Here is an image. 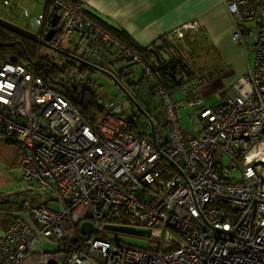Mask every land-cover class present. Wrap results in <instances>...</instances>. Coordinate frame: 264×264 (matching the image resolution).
Listing matches in <instances>:
<instances>
[{
	"label": "built area",
	"instance_id": "obj_1",
	"mask_svg": "<svg viewBox=\"0 0 264 264\" xmlns=\"http://www.w3.org/2000/svg\"><path fill=\"white\" fill-rule=\"evenodd\" d=\"M220 1L233 43L254 60L214 106L201 94L208 82L203 70L172 47L145 60L76 0H52L59 15L53 45L62 48L79 34L90 68L112 78L117 66L138 69L145 86L125 88L114 79L137 113L95 94L103 113L90 125L35 66L0 57V143L17 146L15 167L26 183L19 196L3 201L9 218L0 264H264V0ZM50 8L32 19L43 42ZM199 30L181 26L157 45ZM166 57L173 92L158 79ZM82 87L92 89L88 81ZM176 92L182 99L174 102ZM181 109L190 111L193 133L182 132ZM84 224L91 233L82 231ZM107 226L147 229L149 236Z\"/></svg>",
	"mask_w": 264,
	"mask_h": 264
},
{
	"label": "crops",
	"instance_id": "obj_2",
	"mask_svg": "<svg viewBox=\"0 0 264 264\" xmlns=\"http://www.w3.org/2000/svg\"><path fill=\"white\" fill-rule=\"evenodd\" d=\"M76 1L94 18L93 20L99 21L100 24L107 23L124 32L137 47L141 48L157 45L165 35L171 34L181 26L197 24L201 34L214 45L218 58L220 55L223 56L220 80L210 89L204 91L202 88V95L214 88L224 96L225 90L245 75L242 49L232 41L233 24L225 5L220 0ZM47 27L49 30V26ZM228 51L232 52L231 56L228 55ZM17 158L16 145L0 143V235L8 221L7 204H4L1 198L16 197L22 192L11 195L3 193V189L10 182L7 170L11 168L19 170L15 167Z\"/></svg>",
	"mask_w": 264,
	"mask_h": 264
},
{
	"label": "trees",
	"instance_id": "obj_3",
	"mask_svg": "<svg viewBox=\"0 0 264 264\" xmlns=\"http://www.w3.org/2000/svg\"><path fill=\"white\" fill-rule=\"evenodd\" d=\"M51 4L52 0H45V7L47 10L50 8ZM49 11V17L47 19L46 25L50 28V21L53 16L57 14V11L53 7H51ZM85 14L91 19H94L86 12ZM97 22L99 23V21ZM100 25L121 42L137 51V53H139L145 60L152 61L157 59V55L160 52L155 51V49L157 48L166 50V47H168L169 49L172 47L176 51V53L180 55L188 64L197 66V68H199L200 70L203 69L205 71V78L207 79V81L218 77L222 72L223 65L221 60V66H212L210 68L206 67L205 64H203L202 66H198V62L196 61V52L192 50L191 53L188 54L183 50L182 44L180 42V40L187 39L188 36L182 38L173 36L168 41H165L162 45H153L149 48H141L137 47L133 43L132 39L129 38V36H127L124 32L114 28L107 23L102 24L101 22ZM7 26L13 28L14 30L7 28ZM189 37L192 45H195L197 42H207V38L201 34L200 30L198 32H193ZM200 38L201 41H198V39ZM42 46H47L53 50L58 49L71 55L69 51L63 50L61 48L54 49L55 46L53 45V40L49 42V44H46V42L42 41V37L38 38L25 32L17 26L10 25L4 20H0L1 59L4 58L5 55H11L15 58L14 62L18 65L35 66L38 76L44 81V83L57 92H60L71 99V101L75 104V106L87 120V122L90 125H94L95 120L102 115L103 111L96 103L95 93L93 92V90H83L82 83L79 80L78 75L81 72L83 73V71L92 73L93 71L98 70L90 68L88 65L84 64L82 62V56L75 57L72 55L73 57H71L61 52V54L66 55L65 57L73 58V60L82 63L83 67L79 68L77 67V65L71 64L69 60L67 61L66 65L58 66L49 58L41 57L40 53ZM58 50L56 51L59 52ZM125 68L126 67L124 66H117L114 72L116 78L113 77V79H116L117 81H119V83H122V81L124 80L122 84L125 88L137 85H146L142 74L138 72V69V71L136 69H129L126 71ZM172 71V61H170V59L166 57L164 64H162L159 68L158 79L171 92L176 86ZM79 101H81V103H78ZM1 200L4 201L6 199L2 197Z\"/></svg>",
	"mask_w": 264,
	"mask_h": 264
},
{
	"label": "rangeland",
	"instance_id": "obj_4",
	"mask_svg": "<svg viewBox=\"0 0 264 264\" xmlns=\"http://www.w3.org/2000/svg\"><path fill=\"white\" fill-rule=\"evenodd\" d=\"M3 1L4 0H0V20L5 19L4 21L10 25L17 26L22 30H24L25 32L34 35L38 38L42 37V33H40L38 29L33 27L32 19L37 17L41 12H43L45 0H21L17 4L18 7H14L11 9L5 7L3 5ZM25 10L29 13V16H25L24 14ZM79 38L80 36L78 34H74V36L72 37L73 40L72 43L70 42L65 43L61 49L69 51L70 54L75 57L82 56L83 53L87 50V46L80 45ZM189 39L190 37L188 36L187 39L180 40V42L182 44L183 50L186 51L188 54H190L192 50L196 52L197 54L196 61L198 62V66H202L203 64H205L206 67L208 68L212 66H221L220 60L221 59L223 60V56L220 55L221 58L220 57L218 58V53L215 51V47L214 45L211 44L209 39L207 40V42L205 41L200 43L197 42L195 45H192ZM198 41H201V38L198 39ZM242 53H243V62H244L245 74H246L247 65L253 63L254 53L249 52L247 53V55H245L243 49H242ZM40 55L43 58H49L53 63H55L58 66L66 65L67 61L69 60L71 64H75L77 65V67L79 68L83 67L82 63L73 60V58L65 57L66 55L61 54L60 52H57L56 50H53L47 46L41 47ZM228 55L231 56L232 52L228 51ZM203 72L205 73L204 70ZM78 78L81 81V83L90 81L93 92L96 95L100 96L102 99L104 100L113 99L116 103H122L126 109L128 108V112L130 116L135 112L137 113V109L135 108L132 110L126 96L120 92V87L116 83V81L106 72L104 73L101 71H93L92 73H89L87 71H83V73L81 72L78 75ZM219 80H220L219 76L214 79H210L208 80V83L206 85L201 87V89L204 88V91L210 89L211 87H214L215 83L218 82ZM142 87H140V89H142ZM202 96L207 101V103L212 106L216 105L223 99L222 93H220V91L214 88L212 90H208V93L204 92V95ZM172 99L174 102L180 101V99H182V95L176 92L173 95ZM189 116H190V111L188 109H181L180 118H181V129L183 133H186L187 131L193 133L194 131ZM140 117H142V120L144 121L146 120L143 114H141ZM7 171L9 173L8 175L10 182L8 186L5 189H3V193L11 195L19 191H23L26 185L22 177L23 173L20 170H16L13 168ZM7 197L4 198L6 199ZM111 237L114 240H121L130 245H134L142 248H146L148 244L147 241L138 239L136 237H130V236H124L118 234H112Z\"/></svg>",
	"mask_w": 264,
	"mask_h": 264
},
{
	"label": "water",
	"instance_id": "obj_5",
	"mask_svg": "<svg viewBox=\"0 0 264 264\" xmlns=\"http://www.w3.org/2000/svg\"><path fill=\"white\" fill-rule=\"evenodd\" d=\"M58 20H59V15L55 14L50 21V29L48 30V32L46 33V36H45L46 44H49V42H51L52 39L54 38V36L56 35ZM7 28L14 30L13 28H10L8 26H7ZM54 49H56V48L54 47ZM56 50H58V49H56ZM58 51L61 53L67 54L61 50H58ZM67 55H69V54H67ZM69 56H72V55H69ZM78 103H81V101H79ZM107 229L115 231V232L131 234V235H140V236H145V237L149 236V230H147V229L128 228V227H120V226H107ZM82 231L84 233H91L92 232L91 224H84L82 226Z\"/></svg>",
	"mask_w": 264,
	"mask_h": 264
},
{
	"label": "bare ground",
	"instance_id": "obj_6",
	"mask_svg": "<svg viewBox=\"0 0 264 264\" xmlns=\"http://www.w3.org/2000/svg\"><path fill=\"white\" fill-rule=\"evenodd\" d=\"M140 55V54H139ZM208 83V82H207ZM171 92V91H170ZM173 92V91H172ZM175 94V93H174ZM172 95H173V93H172Z\"/></svg>",
	"mask_w": 264,
	"mask_h": 264
}]
</instances>
